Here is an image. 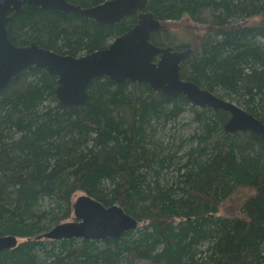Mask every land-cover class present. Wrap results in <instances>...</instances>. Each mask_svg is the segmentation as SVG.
<instances>
[{
	"label": "trees",
	"instance_id": "obj_1",
	"mask_svg": "<svg viewBox=\"0 0 264 264\" xmlns=\"http://www.w3.org/2000/svg\"><path fill=\"white\" fill-rule=\"evenodd\" d=\"M68 1L90 7L105 0ZM142 11L162 23L151 36L159 46L173 42L169 22L206 18L198 44L174 46L193 49L182 77L264 122V0H148L110 25L25 5L7 27L17 45L36 41L79 56L107 47ZM57 85L58 76L34 66L0 91V235L18 237L0 252V264H264L261 135L228 132L229 111L167 97L146 83L96 77L85 103L68 106ZM187 113L196 127L175 137L169 125ZM243 187L254 190L243 215H217ZM79 191L120 205L139 227L107 240L38 238L74 218Z\"/></svg>",
	"mask_w": 264,
	"mask_h": 264
},
{
	"label": "water",
	"instance_id": "obj_2",
	"mask_svg": "<svg viewBox=\"0 0 264 264\" xmlns=\"http://www.w3.org/2000/svg\"><path fill=\"white\" fill-rule=\"evenodd\" d=\"M147 2L105 0L91 7H82L68 0H0V91L20 72L35 66L58 76L56 95L64 105H81L88 97L91 81L96 77L108 76L116 82L130 80L138 84L146 83L167 97L184 94L194 105L229 111L230 118L225 124L227 131H250L264 138L262 120L239 104L181 77V62L192 49L177 51L173 45L159 46L153 43L151 36L162 27V23L151 11L139 12L137 23L114 37L107 47L79 56L44 48L36 41L17 45L9 38L7 25L24 11L25 5L31 9L74 12L103 24H113L143 9ZM73 211L72 220L56 224L41 237L107 240L138 226V220L120 205H104L87 193L74 200ZM17 243L18 237L15 235H0V252ZM147 264L157 263L153 261Z\"/></svg>",
	"mask_w": 264,
	"mask_h": 264
},
{
	"label": "rangeland",
	"instance_id": "obj_3",
	"mask_svg": "<svg viewBox=\"0 0 264 264\" xmlns=\"http://www.w3.org/2000/svg\"><path fill=\"white\" fill-rule=\"evenodd\" d=\"M203 22L193 20L192 18L185 16L180 20L171 21L167 24V29L173 36V42L171 45L173 46H180V45H196L200 41L201 36L205 33L206 25L205 23L206 18L203 17ZM258 20V17H253L247 20V23H254ZM229 100L234 101L238 104L235 99H230L225 97ZM183 115V114H182ZM190 114H184V116H180L175 124L169 125L172 128L170 129V133L175 134V137H178V134H183L187 136L190 133V130L195 128V123L190 120ZM189 117V119H187ZM190 120V122L188 121ZM189 128V130H188ZM254 193L253 189L250 188H239L237 189L232 195L226 198L221 205L220 211L217 215H228V216H241L243 215V204L252 194ZM83 194V192L79 191L75 194L74 200ZM71 218L70 220H72ZM153 261H145V260H135L133 264H147ZM155 262V261H154ZM157 264H159L157 262Z\"/></svg>",
	"mask_w": 264,
	"mask_h": 264
},
{
	"label": "bare ground",
	"instance_id": "obj_4",
	"mask_svg": "<svg viewBox=\"0 0 264 264\" xmlns=\"http://www.w3.org/2000/svg\"><path fill=\"white\" fill-rule=\"evenodd\" d=\"M74 4H75V3H74ZM77 5H78V4H77ZM82 7H83V6H82ZM90 7H91V6H90ZM73 13H74V12H73ZM86 17H87V16H86ZM89 18H91V17H89ZM93 19H94V18H93ZM116 23H117V22H116ZM108 25H110V24H108ZM156 45H157V44H156ZM189 48L192 49L191 47H189ZM189 48H187V49H189ZM187 49L181 50V49H177V48L174 47V50H177V51H185V50H187ZM192 51H193V49H192ZM192 51H191V53H192ZM191 53H190V54H191ZM190 54H188V56H189ZM188 56H187V57H188ZM187 57H186V58H187ZM186 58H185V59H186ZM185 59H184V60H185ZM184 60H183V61H184ZM183 61H182V62H183ZM182 62H181V64H182ZM180 72H181V69H180ZM181 77H182V75H181ZM182 78H183V77H182ZM183 79H184V78H183ZM200 87H201V86H200ZM201 88H202V87H201ZM203 89H205V88H203ZM207 90H208V89H207ZM209 91H210V90H209ZM211 92H213V91H211ZM213 93H215V92H213ZM215 94H216V93H215ZM179 95H181V94H179ZM182 95H184V94H182ZM217 95H218V94H217ZM177 96H178V95H177ZM218 96H220V95H218ZM220 97H222V96H220ZM170 98H172V97H170ZM223 98H224V97H223ZM225 99H227V98H225ZM227 100H229V99H227ZM230 101H232V100H230ZM233 102H234V101H233ZM191 104H192V103H191ZM193 105H194V104H193ZM195 106H198V105H195ZM199 107H209V106H199ZM211 108H212V107H211ZM213 109H214V108H213ZM214 110H215V109H214ZM257 118H258V117H257ZM225 124H226V123H225ZM224 127H225V125H224ZM228 132H229V131H228ZM231 133H232V132H231ZM234 133H235V132H234ZM137 220H138V219H137ZM61 223H62V222H61ZM139 223H140V222L138 221V226H137L136 228H134V229H131V230H135V229H137V228L139 227ZM54 226H55V225H54ZM54 226H53V227H54ZM53 227H52V228H53ZM49 230H50V229H49ZM49 230H48V231H49ZM128 231H129V230H128ZM46 232H47V231H46ZM42 235H43V234L39 235L38 238H43V237H41ZM44 238H46V237H44ZM74 238H77V237H74ZM48 239H50V238H48ZM63 239H67V238H63ZM82 239H86V238H82ZM54 240H60V239H54ZM91 240H93V239H91Z\"/></svg>",
	"mask_w": 264,
	"mask_h": 264
}]
</instances>
